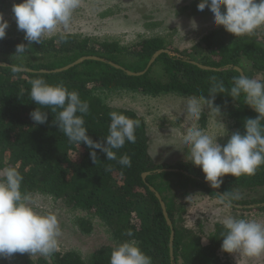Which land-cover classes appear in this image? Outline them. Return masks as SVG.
Segmentation results:
<instances>
[{"label": "trees", "instance_id": "16d2710c", "mask_svg": "<svg viewBox=\"0 0 264 264\" xmlns=\"http://www.w3.org/2000/svg\"><path fill=\"white\" fill-rule=\"evenodd\" d=\"M10 1L0 0V13ZM198 2L191 0L185 8L200 12ZM204 10L210 9L206 6ZM64 35L63 40L58 34L42 38L40 44H28L21 55L14 52L17 44H27L24 37L0 39V64L5 65L0 66V170L17 167L23 176L22 192L30 196L44 194L60 202L67 212L75 213L73 221L82 232L91 231L92 218L98 220L115 244L101 245L88 260L69 250L55 251L35 260L28 253H15L0 257V264H110L112 249L132 239L151 257L152 264H232L229 252L221 249V234L225 231L221 222L214 221L207 231H195L186 224L187 204L175 189H198L211 198H219L201 169L188 161L189 158L172 164L157 163L150 154L144 120L129 108L109 106L96 91L119 90L146 96L175 93L208 98L213 83L211 77L230 89L234 77L243 74L255 79V75L264 73V31L255 30L252 35L235 37L220 26L202 36L191 49L184 50L172 49L160 37L120 47L115 42H90L87 38ZM159 49L168 52H162L143 74L128 73L143 71ZM82 56H96L100 60H84L66 70L53 71ZM15 67L29 70L12 71ZM36 77L49 84H63L88 102L89 113L84 119L87 134L93 140L104 142L112 111L139 120L136 142H126L123 148L114 150L118 158L129 155L131 167L106 160V154L99 149L95 150L98 159L94 164L83 142L80 145L69 142L52 123L56 112L49 108H42L48 112L47 122L35 124L30 112L40 106L32 102L29 93L30 80ZM214 104L230 120L232 133L243 134L244 121L257 115L243 95L233 100L227 92L218 93ZM222 180L220 188L216 189L218 192L227 191L240 197L232 201L230 210L249 211L251 206V209L264 211V165L253 176L226 174ZM155 193L164 201L172 223V254L171 228ZM237 205L248 209H238ZM129 231L131 236L127 235Z\"/></svg>", "mask_w": 264, "mask_h": 264}, {"label": "clouds", "instance_id": "9594fccd", "mask_svg": "<svg viewBox=\"0 0 264 264\" xmlns=\"http://www.w3.org/2000/svg\"><path fill=\"white\" fill-rule=\"evenodd\" d=\"M80 6L81 0H20L14 3L12 13L17 28L23 31L27 41V44H17L14 53H25L26 45L40 44L42 38L56 33L58 28L69 29L73 13ZM206 6L212 13L213 23L223 26L235 37L252 35L257 28L264 26V0H199L198 10L203 11ZM8 27V21L0 13V39L5 37ZM64 38V33H60V39ZM16 70L12 68V71ZM210 80L213 83L208 98H187L186 111L194 121H199L205 108L218 118L221 109L214 104L215 96L225 92L233 100L243 95L246 104L257 113L255 118L244 121L243 134L239 131L232 133L223 145L217 142L219 135H209L196 124L187 126L184 131L182 143L188 147V161L201 169L212 188L219 189L226 174L253 176L264 165V81L241 74L233 78L229 89L216 77ZM29 94L32 102L40 106L30 112L35 124L47 122L48 112L42 108H49L56 112L52 123L69 142L78 145L83 142L94 164L98 159L95 150L99 149L106 154V160L131 167L130 156L123 154L118 158L114 150L123 148L126 142H136L139 120L116 111L110 112L108 134L103 137L104 142H100L87 134L84 117L89 113V104L81 99L78 92L36 77L30 80ZM22 181L23 176L17 167L8 166L0 170V257L15 253L50 256L58 249L61 235L58 219L54 214L35 210L32 197L21 190ZM217 196L226 207H231L232 201L240 198L238 194L227 191L217 193ZM221 223L225 229L221 234L223 251L243 252L249 257L264 254V222L226 216ZM127 235L131 236V231ZM110 264H152V259L132 239L112 249Z\"/></svg>", "mask_w": 264, "mask_h": 264}, {"label": "rangeland", "instance_id": "374dc122", "mask_svg": "<svg viewBox=\"0 0 264 264\" xmlns=\"http://www.w3.org/2000/svg\"><path fill=\"white\" fill-rule=\"evenodd\" d=\"M191 0H81V6L73 13L69 29L58 28L57 32L87 38L90 42H115L120 47H131L136 42L151 37H160L172 49H191L201 41L206 33L220 25L213 23L210 10L200 12L186 9ZM13 0L4 9L3 16L8 21L7 36H21L12 13ZM264 31V26L256 29ZM46 36V37H51ZM44 37V38H46ZM264 81V73L255 75ZM109 106L129 108L135 111L144 122L149 138V150L157 163L172 164L176 160L189 158L188 147L182 143V135L187 126L196 124L209 135L217 136V142L225 144L232 134L230 120L221 111L217 118L205 108L199 121H194L186 111V101L190 96L175 93L146 96L140 93L119 90L96 93ZM177 195L187 204L185 214L188 227L207 231L214 221L221 222L226 216L254 219L264 222V211L251 209L238 213L222 205L219 198H211L198 189L185 191L175 189ZM33 207L40 213L56 215L61 229L57 252L76 251L84 260L101 245L113 246L115 242L98 220L92 218V229L85 233L73 219L75 213L67 212L60 202L44 194L31 195ZM185 204V205H186ZM238 209L246 208L237 207ZM197 224L200 227L197 228ZM34 260L46 257L30 255ZM232 264H264V254L249 257L243 252L229 253Z\"/></svg>", "mask_w": 264, "mask_h": 264}, {"label": "water", "instance_id": "95a60500", "mask_svg": "<svg viewBox=\"0 0 264 264\" xmlns=\"http://www.w3.org/2000/svg\"><path fill=\"white\" fill-rule=\"evenodd\" d=\"M162 52H168V50L166 49H159L157 51L154 52V54L152 55L151 59L148 61L145 69L143 71H140V72H128L129 74H134V75H140V74H143L151 65L152 63L155 61V59L162 53ZM89 59H96V60H100V58L96 57V56H82V57H79L78 59H76L75 61H73L72 63L62 67V68H58V69H54L53 71L55 72H58V71H62V70H66L74 65H77L81 62H83L84 60H89ZM199 67L201 68H204V69H209L210 67H207V66H204V65H201V64H197ZM117 67V65H115ZM16 69L18 70H29L27 68H18V67H15ZM235 69H237L240 73H242V70L235 66L234 67ZM251 107V106H250ZM252 108V107H251ZM253 109V108H252ZM169 170V169H168ZM142 176H145V173L142 175ZM212 188V187H211ZM215 192L217 193H220L218 192L215 188H212ZM156 197L158 198L159 200V203H160V207H161V211H162V214L165 218V221L166 223L168 224V226L171 228V233H170V239H169V247H170V254H172V241H173V236H174V232L172 230V223H171V220L170 218L168 217V214H167V211H166V208H165V204H164V201L162 200V198L160 197V195L158 193H155ZM237 207H241L239 205H237Z\"/></svg>", "mask_w": 264, "mask_h": 264}]
</instances>
